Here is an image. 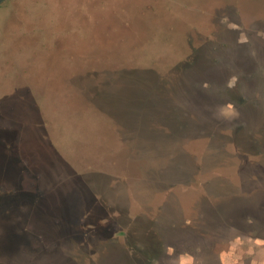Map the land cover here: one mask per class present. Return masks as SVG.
Returning a JSON list of instances; mask_svg holds the SVG:
<instances>
[{"label": "rangeland", "instance_id": "obj_1", "mask_svg": "<svg viewBox=\"0 0 264 264\" xmlns=\"http://www.w3.org/2000/svg\"><path fill=\"white\" fill-rule=\"evenodd\" d=\"M262 250L264 0L0 4V264Z\"/></svg>", "mask_w": 264, "mask_h": 264}, {"label": "crops", "instance_id": "obj_2", "mask_svg": "<svg viewBox=\"0 0 264 264\" xmlns=\"http://www.w3.org/2000/svg\"><path fill=\"white\" fill-rule=\"evenodd\" d=\"M237 238L238 237H235V238H233V239H231L230 241H229V246H227V248L226 249H223V250H221V252H220V256L221 255H223V254H228V253H230V252H234V250H233V248H232V245H233V243L237 240ZM264 253V250H262L261 251V253Z\"/></svg>", "mask_w": 264, "mask_h": 264}, {"label": "flooded vegetation", "instance_id": "obj_3", "mask_svg": "<svg viewBox=\"0 0 264 264\" xmlns=\"http://www.w3.org/2000/svg\"><path fill=\"white\" fill-rule=\"evenodd\" d=\"M3 1H4V0H3ZM3 1H1L0 4H1Z\"/></svg>", "mask_w": 264, "mask_h": 264}, {"label": "water", "instance_id": "obj_4", "mask_svg": "<svg viewBox=\"0 0 264 264\" xmlns=\"http://www.w3.org/2000/svg\"><path fill=\"white\" fill-rule=\"evenodd\" d=\"M3 1V0H0V2Z\"/></svg>", "mask_w": 264, "mask_h": 264}]
</instances>
